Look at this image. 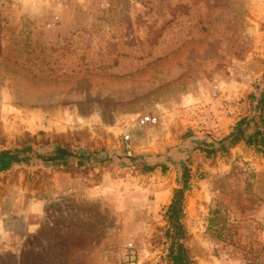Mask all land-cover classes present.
Segmentation results:
<instances>
[{"label":"rangeland","instance_id":"1","mask_svg":"<svg viewBox=\"0 0 264 264\" xmlns=\"http://www.w3.org/2000/svg\"><path fill=\"white\" fill-rule=\"evenodd\" d=\"M262 91L264 0H0V149L76 155L0 173V264H167L184 160L194 263L264 264V157L201 148Z\"/></svg>","mask_w":264,"mask_h":264},{"label":"trees","instance_id":"2","mask_svg":"<svg viewBox=\"0 0 264 264\" xmlns=\"http://www.w3.org/2000/svg\"><path fill=\"white\" fill-rule=\"evenodd\" d=\"M243 143L253 148L255 152L264 157V91L261 92L254 103V108L249 113L240 116L231 125L227 134L218 140L203 141L201 148L206 157L220 150ZM43 139H36L35 135L26 134L16 145L0 149V173L19 163H27L31 159L44 162L57 163L64 168L74 165L70 160L75 159V154L66 146L44 147ZM76 164H81L77 157ZM154 164L145 163V171L154 169ZM189 166L186 160L181 162V185L173 190L170 202L165 209L167 226L164 231L168 240L166 247L167 264H195L189 256L188 249L183 243L185 231L182 224L184 215L185 191L189 177Z\"/></svg>","mask_w":264,"mask_h":264},{"label":"built area","instance_id":"3","mask_svg":"<svg viewBox=\"0 0 264 264\" xmlns=\"http://www.w3.org/2000/svg\"><path fill=\"white\" fill-rule=\"evenodd\" d=\"M137 120L140 124H153L157 121V118L155 115L152 114H142L138 116ZM128 137V134L124 135L125 139H128Z\"/></svg>","mask_w":264,"mask_h":264}]
</instances>
